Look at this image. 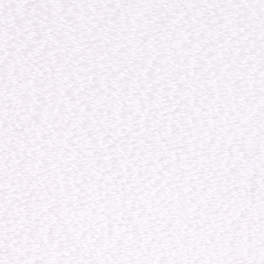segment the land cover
<instances>
[{"label":"snow or ice","instance_id":"1","mask_svg":"<svg viewBox=\"0 0 264 264\" xmlns=\"http://www.w3.org/2000/svg\"><path fill=\"white\" fill-rule=\"evenodd\" d=\"M0 264H264V0H0Z\"/></svg>","mask_w":264,"mask_h":264}]
</instances>
